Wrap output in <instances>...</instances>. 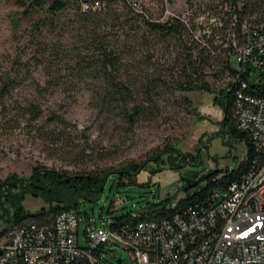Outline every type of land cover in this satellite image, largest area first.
I'll return each mask as SVG.
<instances>
[{"label":"rangeland","instance_id":"1","mask_svg":"<svg viewBox=\"0 0 264 264\" xmlns=\"http://www.w3.org/2000/svg\"><path fill=\"white\" fill-rule=\"evenodd\" d=\"M137 1L149 18H162L160 0ZM113 7L121 20L127 18L126 6L116 1ZM174 7L178 12L183 10L184 0L175 1ZM13 8L15 6L6 0L0 3V82L8 78L13 80L11 93L4 100V125L0 126V240L9 226L7 217L13 211L5 196L13 194L16 199L23 196L20 203L30 213L49 206L45 196H52V192L46 188L42 191L27 187L34 180L35 169L42 170L43 174L54 170L55 176L57 171L77 175L120 170L130 163L144 162L141 169L130 171H139L137 175L129 173L121 178L116 174L109 175L92 196H83L86 195L84 188L65 193V200L79 202L78 207L71 208L79 217L78 244L89 248L91 243L85 234L87 223L92 228L104 226L107 229V219L131 212L156 217L168 195L170 200L164 203L165 208L183 194H173V188L180 182L179 170L173 168L175 162L171 161L173 166L169 164L168 153L180 154L181 158L186 156L183 170L196 172L197 180L208 170L234 165L245 155V141L232 137L223 125L219 92L227 81L225 74L215 76L212 69L207 68L211 92L173 89L170 71H175L173 60L178 54L174 40L167 49L155 33L141 27L138 36L147 39V43L126 41L133 48V53L125 56L126 67L139 98L144 95V86L149 82L147 78L155 77L154 71H161L163 76V80L157 81V86L151 89L154 111L131 125L119 108L98 106L94 92L100 91V84L97 81L87 84L85 79L70 76L71 73L66 71L69 59L50 56L37 66L28 63V68L14 63L18 55L23 60L28 57L30 42L26 21L15 31L11 27L9 12ZM46 38L51 39V35ZM120 38L123 40L122 35ZM63 39L74 43L70 34H64ZM148 54H152L150 62L147 61ZM233 64L238 66L237 62ZM258 74L259 71L252 72L249 80L254 81ZM31 103L38 106L42 117L26 124L30 114L24 111ZM54 114H60L70 122L65 136L74 144L88 145L87 156L82 157L79 153L78 158L74 157L76 160L64 159L55 147L58 143H50L47 133L45 138L39 137L42 131L58 132L61 126L50 119ZM8 118L11 119L9 124L17 127L8 130ZM157 153L155 160L153 155ZM198 182L199 186L205 187L206 180L199 179ZM74 186L78 187L79 182ZM111 238L114 242L109 241L98 251L100 264H117V257L123 259L122 264H135L128 245Z\"/></svg>","mask_w":264,"mask_h":264},{"label":"trees","instance_id":"2","mask_svg":"<svg viewBox=\"0 0 264 264\" xmlns=\"http://www.w3.org/2000/svg\"><path fill=\"white\" fill-rule=\"evenodd\" d=\"M2 0H0L1 3ZM15 8L9 12L12 29L17 30L26 21L28 37L30 42V52L23 60L18 55L14 63L28 68L29 64L40 65L50 56L59 59H69L66 61V71L70 76L79 80L85 79L87 84L97 81L100 84V91L94 92L98 106L101 108H119L133 125L140 117H147L149 112L154 111V103L151 89L157 86V81H162V72L155 73V77L147 78L148 84L144 86L142 98L137 96V91L129 79V68L126 67V55L133 53V48L127 44V40L142 41L147 43V39L138 36L139 28L145 27L147 31L155 33L156 37L165 42V48L171 46V40L176 42L178 54L174 58L173 66L175 71H170V79L173 89L180 91H207L211 92L210 84L207 80V68H211L213 74H225L226 83L220 90L219 104L223 108V125L225 130L232 137L244 140L247 145L245 155L234 165L208 170L200 175L199 179L206 180L205 187L196 185L187 188L184 184L181 189L173 194L177 196L175 206L169 204L168 208L163 207L165 202L170 200L168 195L161 203L162 209L155 218L169 217L173 213L185 214L189 207L198 209L199 206H208L212 202L211 194L219 189H224L232 181L239 180L251 166L257 153L251 146L248 135L239 130L232 115L233 98L236 90L240 87L238 76V66H234L231 61V54L234 47L226 32L231 26L234 16L237 21L234 26L236 36L241 38L239 25L243 21L264 25V0H184L185 7L190 12L187 24L177 16L162 15L161 19L149 18L145 11L141 9L137 0H6ZM120 2L127 7V18L121 20V15L113 7V2ZM98 5L94 7V3ZM87 6L84 7L83 4ZM136 3V4H135ZM163 11L162 0H160ZM204 13L217 15L221 19L219 28L211 27V33H202L203 22L199 17ZM70 34L74 37V43L64 41L63 35ZM47 35L51 39L47 40ZM123 36V40L120 36ZM218 35V37H217ZM56 37L53 39V37ZM59 37V38H58ZM122 40V41H121ZM61 57V58H60ZM152 54H148L147 61L150 62ZM71 60V62H70ZM173 70V68H172ZM11 78L0 82V126L4 125L5 97L10 95L12 90ZM230 84L229 89L226 84ZM248 93L264 94V87H257L252 82L242 89ZM24 113H29L26 124L41 116L40 109L34 103L28 104ZM61 126L58 132L42 131L39 137L45 138L48 134V141L57 144L56 149L64 159L73 160L80 156H87L86 146L74 144L66 137L67 127L70 124L62 115L54 114L50 118ZM8 130L17 125L9 124ZM90 147V146H89ZM157 154L153 159H157ZM75 157V158H74ZM76 160V159H75ZM144 162L130 163L120 170H102L92 174L80 173L71 175L66 172L48 170L43 174L42 170L35 169L33 172V182L28 184V188L52 192V196H45L49 206L30 213L24 209L20 201L23 196L16 199L15 195L5 196L11 206L12 214L7 217L10 225L22 224L26 222H36L38 225H51L55 213L60 209H71L79 206V202L71 199L65 200V193L73 192L81 188L84 190L83 196H92L98 192L105 182V178L111 174L129 175L128 171L141 169ZM198 179V180H199ZM79 182V186H74ZM50 184L54 186L51 187ZM48 186V187H47ZM66 188V189H64ZM57 202H53V201ZM172 202V201H171ZM5 203V202H4ZM144 218H154L139 216L134 212L123 214L113 219H108L107 226L110 230L120 231L132 226L136 221ZM108 243V242H107ZM107 243H100L96 246L85 248L91 249V253L99 260V250ZM83 248V247H82ZM100 262V261H99ZM86 258L76 261L75 264H87Z\"/></svg>","mask_w":264,"mask_h":264},{"label":"built area","instance_id":"3","mask_svg":"<svg viewBox=\"0 0 264 264\" xmlns=\"http://www.w3.org/2000/svg\"><path fill=\"white\" fill-rule=\"evenodd\" d=\"M175 1L162 0L164 15L180 17L187 24L190 12L186 7L176 11ZM199 21L204 24L202 33H211L210 26H221L220 17L209 13ZM236 21L234 16L226 32L234 47L231 61L238 63L240 73L232 115L257 153L253 163L239 180L214 191L208 206L189 207L185 214L173 213L167 218L140 219L120 231L108 226L92 228L87 223L85 234L91 247L114 242L113 236L128 245L135 264H264V94L242 90L251 82L264 87V25L243 21L238 38ZM254 71H259L258 78L250 81ZM226 86L229 89L230 84ZM182 186L180 181L173 191ZM175 204L176 199L171 202ZM78 222L76 211L60 209L51 225L26 222L8 226L0 240V264H75L84 257L87 264H100L91 249L79 246Z\"/></svg>","mask_w":264,"mask_h":264},{"label":"water","instance_id":"4","mask_svg":"<svg viewBox=\"0 0 264 264\" xmlns=\"http://www.w3.org/2000/svg\"><path fill=\"white\" fill-rule=\"evenodd\" d=\"M184 158H185V160H187L186 158V156H184ZM167 159L169 160V156L167 157ZM169 164L171 165V166H173L172 165V162L171 161H169ZM174 168V167H173ZM176 168H178V170H179V180L187 187V188H191V187H193L194 185H196V183H197V173L196 172H194V173H190V172H188V171H186V170H183V168H182V164L179 162L178 163V165L176 166ZM45 171H47V170H45ZM129 173H131V174H133V175H137L138 174V172L139 171H136V172H130V171H128ZM107 178V177H106ZM30 180H31V178H30ZM115 262L117 263V264H122V262H123V259H121L120 257H117V258H115Z\"/></svg>","mask_w":264,"mask_h":264},{"label":"flooded vegetation","instance_id":"5","mask_svg":"<svg viewBox=\"0 0 264 264\" xmlns=\"http://www.w3.org/2000/svg\"><path fill=\"white\" fill-rule=\"evenodd\" d=\"M168 156H169V160L167 159L168 161H172V162L176 163L175 166H173V167H176L179 162L182 163V168H184L186 166V160H185L184 156H183V158H181L180 154L176 155V153L174 154L172 152L168 153L167 157ZM188 172H190V171H188Z\"/></svg>","mask_w":264,"mask_h":264}]
</instances>
